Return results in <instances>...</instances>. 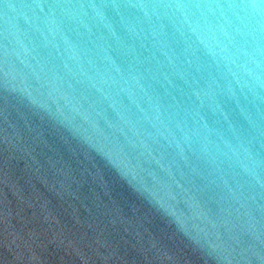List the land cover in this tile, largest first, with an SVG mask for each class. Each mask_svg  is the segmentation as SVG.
<instances>
[{
  "label": "water",
  "instance_id": "water-1",
  "mask_svg": "<svg viewBox=\"0 0 264 264\" xmlns=\"http://www.w3.org/2000/svg\"><path fill=\"white\" fill-rule=\"evenodd\" d=\"M0 264H264V0H0Z\"/></svg>",
  "mask_w": 264,
  "mask_h": 264
}]
</instances>
